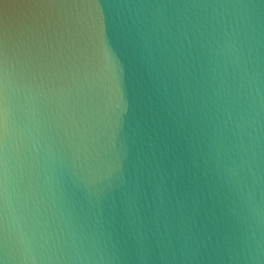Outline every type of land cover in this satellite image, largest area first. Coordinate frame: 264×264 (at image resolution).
I'll use <instances>...</instances> for the list:
<instances>
[{"label":"water","instance_id":"obj_1","mask_svg":"<svg viewBox=\"0 0 264 264\" xmlns=\"http://www.w3.org/2000/svg\"><path fill=\"white\" fill-rule=\"evenodd\" d=\"M2 76L0 264H264V0H0Z\"/></svg>","mask_w":264,"mask_h":264},{"label":"snow or ice","instance_id":"obj_2","mask_svg":"<svg viewBox=\"0 0 264 264\" xmlns=\"http://www.w3.org/2000/svg\"><path fill=\"white\" fill-rule=\"evenodd\" d=\"M78 19V16H77ZM17 40L22 41L24 39L23 35H18ZM6 76L0 77V116L4 115V107L7 102V91H6Z\"/></svg>","mask_w":264,"mask_h":264}]
</instances>
